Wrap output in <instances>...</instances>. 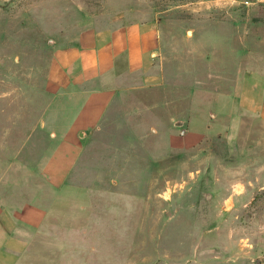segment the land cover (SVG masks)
<instances>
[{
	"label": "rangeland",
	"instance_id": "1",
	"mask_svg": "<svg viewBox=\"0 0 264 264\" xmlns=\"http://www.w3.org/2000/svg\"><path fill=\"white\" fill-rule=\"evenodd\" d=\"M152 21L153 69L66 140L106 85H54L55 51ZM263 102L264 0H0V199L46 213L28 264H264Z\"/></svg>",
	"mask_w": 264,
	"mask_h": 264
},
{
	"label": "crops",
	"instance_id": "2",
	"mask_svg": "<svg viewBox=\"0 0 264 264\" xmlns=\"http://www.w3.org/2000/svg\"><path fill=\"white\" fill-rule=\"evenodd\" d=\"M214 33L222 38L217 31ZM168 41L163 38L159 23L152 21L104 31L91 47L57 49L50 73L54 85L63 89L95 82L106 85L74 95L82 104L80 114L68 128L66 140H75L96 125L121 94L119 86L125 76L151 71L155 55ZM252 77L246 76V81ZM261 115L264 120V102ZM72 165L73 162L70 171ZM4 204L0 199V264H28L33 250L30 230L43 223L46 213L36 207L12 210Z\"/></svg>",
	"mask_w": 264,
	"mask_h": 264
}]
</instances>
